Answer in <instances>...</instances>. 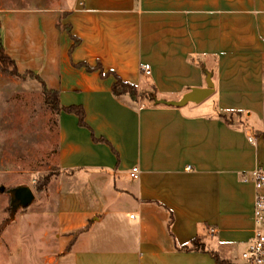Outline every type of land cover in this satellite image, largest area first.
<instances>
[{
	"label": "crops",
	"instance_id": "crops-1",
	"mask_svg": "<svg viewBox=\"0 0 264 264\" xmlns=\"http://www.w3.org/2000/svg\"><path fill=\"white\" fill-rule=\"evenodd\" d=\"M0 16L19 70L85 112L83 125L58 111L53 157L85 181L61 196L66 210L39 216V251L22 264H218L212 250L238 264L256 196L242 174L264 165V0H70ZM208 70L214 98L199 103L141 105L113 92L117 74L179 99Z\"/></svg>",
	"mask_w": 264,
	"mask_h": 264
},
{
	"label": "rangeland",
	"instance_id": "rangeland-1",
	"mask_svg": "<svg viewBox=\"0 0 264 264\" xmlns=\"http://www.w3.org/2000/svg\"><path fill=\"white\" fill-rule=\"evenodd\" d=\"M69 2L0 0V10L59 7ZM21 73H14L11 66L8 71L0 70V264H22V256L25 253L27 255V251L38 252L39 216L53 218L62 209L66 210L68 204H62L61 196L68 191L71 183L85 181L83 177L70 179L69 173L62 174L60 167L53 161L58 144V110L47 102L43 84L37 76ZM214 94L208 100L214 98ZM165 97L173 99L170 98L171 94ZM165 97H158L147 89L139 92L137 100L141 99V105L145 101L146 104H158L155 99ZM18 186H30L33 189L35 198L29 205H19L14 200L13 189ZM25 230L26 238L23 237ZM26 239L29 243H25ZM248 245L235 250L234 257H238V264H245L242 252ZM33 256L29 255V262L37 264V256Z\"/></svg>",
	"mask_w": 264,
	"mask_h": 264
},
{
	"label": "trees",
	"instance_id": "trees-1",
	"mask_svg": "<svg viewBox=\"0 0 264 264\" xmlns=\"http://www.w3.org/2000/svg\"><path fill=\"white\" fill-rule=\"evenodd\" d=\"M66 28L71 32L70 26L67 25ZM77 42H78V40H75V43H77ZM9 66L12 67L14 73L23 74L19 70L18 65L16 63V60L7 52L5 41H4V35H3L2 19L0 16V70L3 69V70L8 71ZM85 66L91 70L101 68V65H99V64H97L95 67H93L90 64L85 63ZM25 72L26 73L28 72L30 74H34L37 76L39 81L43 84V90H44V93L46 96V100H47V102L50 103L52 108H55L58 111L66 110V111L77 112L79 114L80 119H81V124L85 125V122H84L85 112H84V109L82 106H63L61 104L59 90L49 88L47 86V84L45 83V81L42 79V77L39 76L34 71L27 70ZM103 74L108 75V74H110V72L103 73ZM115 76H116V80L113 84V92L117 95L128 92V93H130V95L133 99H135V100L138 99V97H139L138 87L135 84L124 80L123 78H121L117 74ZM193 244H194V247H196L198 249L200 247L205 248L204 245L203 244L201 245V243L198 240H195L193 242ZM211 253L214 256V258L217 260L218 264H231L229 259L223 258L217 251L212 250Z\"/></svg>",
	"mask_w": 264,
	"mask_h": 264
},
{
	"label": "built area",
	"instance_id": "built-area-1",
	"mask_svg": "<svg viewBox=\"0 0 264 264\" xmlns=\"http://www.w3.org/2000/svg\"><path fill=\"white\" fill-rule=\"evenodd\" d=\"M143 69L149 73L151 72V65L145 64ZM249 139L254 141L255 136L251 135ZM130 174L132 177L138 178L140 167L138 165L133 166ZM243 180L253 182L256 187V196L253 208V237L248 247L243 250L242 257L246 260L245 264H264V167L258 166L251 171L244 172ZM131 216L134 217V214Z\"/></svg>",
	"mask_w": 264,
	"mask_h": 264
},
{
	"label": "water",
	"instance_id": "water-1",
	"mask_svg": "<svg viewBox=\"0 0 264 264\" xmlns=\"http://www.w3.org/2000/svg\"><path fill=\"white\" fill-rule=\"evenodd\" d=\"M206 85L205 86H193L187 92L183 94L180 99H166L156 98L155 101L158 104H167L172 106H184L189 102H202L210 97L215 92V82L213 79V73L211 71L206 72ZM14 200L19 202V205L27 206L35 198L33 189L30 186H18L13 189Z\"/></svg>",
	"mask_w": 264,
	"mask_h": 264
}]
</instances>
